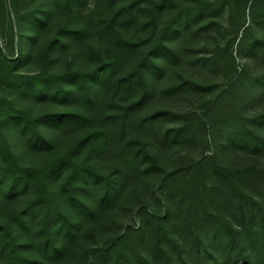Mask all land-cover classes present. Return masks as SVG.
<instances>
[{
  "label": "rangeland",
  "instance_id": "374dc122",
  "mask_svg": "<svg viewBox=\"0 0 264 264\" xmlns=\"http://www.w3.org/2000/svg\"><path fill=\"white\" fill-rule=\"evenodd\" d=\"M65 161L109 185L65 186ZM41 191L70 234L43 201L13 219ZM214 216L235 230L224 264H243L264 237V0H0V225L18 252L195 264Z\"/></svg>",
  "mask_w": 264,
  "mask_h": 264
},
{
  "label": "trees",
  "instance_id": "16d2710c",
  "mask_svg": "<svg viewBox=\"0 0 264 264\" xmlns=\"http://www.w3.org/2000/svg\"><path fill=\"white\" fill-rule=\"evenodd\" d=\"M104 70V68H103ZM105 73V72H104ZM45 82H50L53 84H58V80L52 77H45L43 79ZM36 86H40V82H32ZM109 119H115V117L108 116ZM75 120V119H74ZM78 120V119H77ZM26 121H29L26 119ZM118 128L117 130H121L122 125L120 122H117ZM96 134H92L90 137L95 136ZM241 140L244 137L240 134L233 135L231 139ZM65 186L73 184L74 181L80 183H88L89 178L95 179V181L104 182L106 186L109 185V177H104L100 175L97 171H95L90 166L85 163L72 164L65 161ZM12 180V179H11ZM80 180V181H78ZM108 191L105 189L103 197L108 194ZM67 196V201L72 207L73 211H79L84 208L81 199L73 195V192H69ZM43 201L45 206V215L43 221L45 225H48L49 220L55 217L57 219L55 228L64 227L63 233L70 234V225L68 218L63 214L59 207L57 206L55 200L53 199V195L51 193H45L41 191V194L35 197L32 200H29L23 209L19 212H16L13 215V219L18 221L20 226H25L26 224V215H30L34 211V204H38V202ZM38 206V205H37ZM197 223V220L193 223ZM57 226V227H56ZM195 226V225H193ZM235 230L232 228L231 224L228 220L222 217H212L211 226L209 225L204 229L203 233L205 236V240L198 241V245H195V253L193 258L197 260L195 264H224L232 254V234ZM249 235L247 237V241L251 246V252L248 253L247 257L242 258V263L247 264H262L264 262V237H259L256 231L250 229ZM47 235V245H45V249H48L51 252H59L61 250L60 246H54L50 240L49 232ZM0 241H1V249H0V257L3 255V260L0 261V264H42L41 261L35 259H28L21 255L14 243V240L6 227L0 225ZM126 261L128 258H126ZM179 264H186L183 258H179Z\"/></svg>",
  "mask_w": 264,
  "mask_h": 264
}]
</instances>
